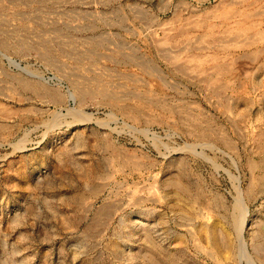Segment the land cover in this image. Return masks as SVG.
<instances>
[{"label":"rangeland","instance_id":"1","mask_svg":"<svg viewBox=\"0 0 264 264\" xmlns=\"http://www.w3.org/2000/svg\"><path fill=\"white\" fill-rule=\"evenodd\" d=\"M221 1L0 0V264H264V1Z\"/></svg>","mask_w":264,"mask_h":264},{"label":"bare ground","instance_id":"2","mask_svg":"<svg viewBox=\"0 0 264 264\" xmlns=\"http://www.w3.org/2000/svg\"><path fill=\"white\" fill-rule=\"evenodd\" d=\"M223 1V0H222ZM222 1L220 2L221 4H222ZM247 1H249V0H247ZM258 1V0H257ZM262 1V0H261ZM264 1V0H263ZM250 2H253V0L251 1L250 0ZM250 2H247V3H245V1L243 0H230V1H228L227 0V2H223L224 4L223 5H221V7H220V9H217V10H215V11H213V12H211V13H207V12H205L203 15H199V16H201V18L199 19V21L197 22V23H195V25L196 26H198L199 28H202V29H204V32L206 31V34H210V35H214V34H219V33H221V34H224V35H226L227 36V38H229V37H233V38H235L236 40L238 39V38H242V37H244L243 35L249 30V31H251V32H253L252 30H250V29H252V27L254 26V24H255V20L253 19L254 17H256V15L258 14V10L256 9L255 10V6H254V10H252V9H250V8H248L249 6H252L253 5V3L251 4V5H249V3ZM262 3V2H261ZM255 4V3H254ZM258 5H259V3H258ZM257 6V5H256ZM253 8V7H252ZM250 10H252V12L250 11ZM202 12H204V11H202ZM202 14V13H201ZM259 15V14H258ZM199 16H197V17H199ZM264 18V17H263ZM254 27H256V26H254ZM254 29H256L257 30V27L256 28H254ZM248 31V32H249ZM247 32V34H249ZM256 32V31H255ZM257 33V32H256ZM251 34H253V33H251ZM254 35V34H253ZM256 35V34H255ZM206 36V35H205ZM229 36V37H228ZM242 36V37H241ZM246 36V35H245ZM248 36V35H247ZM250 36V38H252L251 37V35H249ZM257 36V35H256ZM256 36L254 37V38H256ZM231 38H230V40H231ZM233 38H232V40H233ZM249 38V37H248ZM254 38H253V40H254ZM235 39L233 40V41H235ZM231 40V41H232ZM244 40V39H243ZM247 40V37L245 38V41ZM249 40V39H248ZM253 40H252V42H253ZM260 40V39H259ZM262 40V39H261ZM241 42V41H240ZM243 42V41H242ZM251 41H250V43H252ZM244 43V42H243ZM97 44V43H96ZM236 44H237V42H236ZM236 44H235V46H236ZM242 44V43H241ZM246 44V43H245ZM248 44V43H247ZM252 44H254V43H252ZM259 44V43H258ZM172 44H169L168 42H165V41H163V42H157L156 43V45H155V49H156V51H158V53L156 54V55H158L159 53H160V56L163 58V59H166L167 60V58H168V60L170 59V62L171 63H174V64H176L178 61L177 60H179L180 58H181V56L178 54L177 55V53H173V51H175V50H173L171 47ZM96 46V45H95ZM102 46V45H101ZM242 46V45H241ZM249 46H251V45H249ZM103 47V46H102ZM239 47V46H238ZM94 48V47H93ZM236 48V47H235ZM240 48V47H239ZM233 49H234V47H233ZM105 50H107V49H105ZM109 50V49H108ZM115 50V49H114ZM120 50V49H119ZM119 50H115V51H113L114 53H115V55H114V57L116 56L117 57V55L118 54H120L121 55V53L119 52ZM112 51V50H111ZM89 53H91V52H89ZM97 53V52H96ZM96 53H95V55H96ZM126 53V52H125ZM261 53V52H260ZM75 54V53H74ZM93 55V54H92ZM155 55V56H156ZM123 56V55H122ZM128 56V55H127ZM145 56V55H144ZM159 56V57H160ZM179 56H180V58H179ZM129 57V56H128ZM158 57V58H159ZM160 57V58H161ZM252 57V56H251ZM105 58V57H104ZM107 58V57H106ZM161 58V59H162ZM187 58H189V57H187ZM195 57H192V58H190L189 60L190 61H194V63L196 64V62L197 61H200V59H201V57L200 58H195ZM109 59V58H108ZM153 61V60H152ZM180 61V60H179ZM196 61V62H195ZM139 62V61H138ZM169 62V63H170ZM191 63V62H190ZM190 63H189V65H190ZM198 63V62H197ZM188 65V66H189ZM197 65H200V64H197ZM184 66H186V67H188L187 65H184ZM145 67V66H144ZM176 67H178L177 69L178 70H182L183 69V64H177V66L175 65V69H176ZM186 67H184V68H186ZM191 67V66H190ZM193 67V66H192ZM227 67V66H226ZM189 68V67H188ZM174 69V70H175ZM201 69V68H200ZM195 70V69H194ZM161 71H159V73H160ZM180 72V71H179ZM201 72H202V70H201ZM226 72V71H225ZM158 73V72H157ZM228 74V73H227ZM153 76V75H152ZM164 80V79H163ZM216 82V81H215ZM210 83V82H209ZM31 85V84H30ZM30 85H28V84H23V86L24 87H30ZM227 85V84H226ZM150 87V86H149ZM217 87H218V85H217ZM227 87V86H226ZM33 88H34V86H33ZM213 88V87H212ZM216 88V87H215ZM35 89V88H34ZM230 89V88H229ZM39 90V89H38ZM48 91V90H47ZM231 91V90H230ZM38 94V93H37ZM55 98V97H54ZM245 113V112H244ZM119 153V152H118ZM117 154V153H116ZM125 156V155H124ZM249 165V164H248Z\"/></svg>","mask_w":264,"mask_h":264}]
</instances>
